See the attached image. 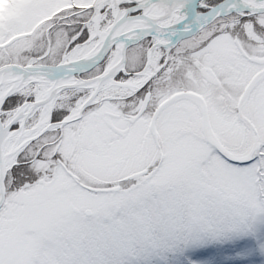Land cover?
<instances>
[{
    "label": "snow or ice",
    "instance_id": "1",
    "mask_svg": "<svg viewBox=\"0 0 264 264\" xmlns=\"http://www.w3.org/2000/svg\"><path fill=\"white\" fill-rule=\"evenodd\" d=\"M0 264H264V0H0Z\"/></svg>",
    "mask_w": 264,
    "mask_h": 264
}]
</instances>
